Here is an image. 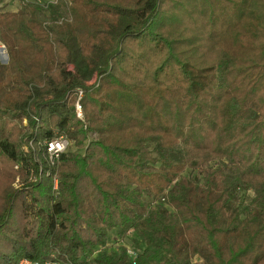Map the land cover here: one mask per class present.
Here are the masks:
<instances>
[{
    "label": "trees",
    "instance_id": "obj_1",
    "mask_svg": "<svg viewBox=\"0 0 264 264\" xmlns=\"http://www.w3.org/2000/svg\"><path fill=\"white\" fill-rule=\"evenodd\" d=\"M9 1L0 264H264V0Z\"/></svg>",
    "mask_w": 264,
    "mask_h": 264
},
{
    "label": "built area",
    "instance_id": "obj_2",
    "mask_svg": "<svg viewBox=\"0 0 264 264\" xmlns=\"http://www.w3.org/2000/svg\"><path fill=\"white\" fill-rule=\"evenodd\" d=\"M34 2L39 4V5H45V4H48V2H52V1H50V0H34ZM80 94H81V92H79V95ZM74 107H75L76 117L80 120H83L82 106L79 103V101H77L75 103ZM70 145H71V141L65 136H60V137H57L56 139H54L52 141L47 142L46 143V151H47L48 159H49L50 163L53 164L54 161H56V159H58L62 153H65L67 151V149L70 147ZM56 187H57L56 181H54V188H56ZM17 264H61V263H59V262L38 263V262H33V261H30L27 259H21L18 261Z\"/></svg>",
    "mask_w": 264,
    "mask_h": 264
},
{
    "label": "rangeland",
    "instance_id": "obj_3",
    "mask_svg": "<svg viewBox=\"0 0 264 264\" xmlns=\"http://www.w3.org/2000/svg\"><path fill=\"white\" fill-rule=\"evenodd\" d=\"M19 7V0H12L8 2V9H11L12 11H15ZM2 43H0V63H7L8 61V56L6 53L5 46ZM72 150H74L73 146H70ZM18 185V177L14 180V183L12 186H17ZM194 264H198V258L194 260Z\"/></svg>",
    "mask_w": 264,
    "mask_h": 264
}]
</instances>
